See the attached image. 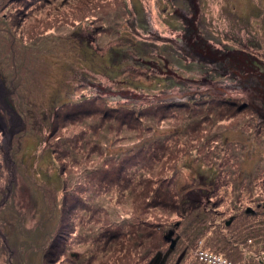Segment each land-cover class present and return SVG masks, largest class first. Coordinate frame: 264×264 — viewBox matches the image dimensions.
<instances>
[{
	"label": "rangeland",
	"instance_id": "1",
	"mask_svg": "<svg viewBox=\"0 0 264 264\" xmlns=\"http://www.w3.org/2000/svg\"><path fill=\"white\" fill-rule=\"evenodd\" d=\"M45 1L36 9L32 5L28 17H24L25 5H6L7 0H0V77L8 92L4 94L3 88L0 93V114L7 132L5 148L0 143V264H117L115 258L119 254L115 250L121 242L101 246L106 240L105 233L97 234L102 226L88 225L85 219L80 220L81 213L77 216L74 207L70 208L74 190L64 191L69 185L65 177L72 179L73 185L78 183L77 188L96 185L97 173L87 174V171L97 166L88 169L84 156L91 154L87 161L90 165L97 153H105V159L119 155L138 140L136 135L151 139L146 145L147 157L140 154L138 160L155 159L151 163L155 167L142 178L135 176V180L146 181L151 186L144 190L142 198L132 195L136 198L133 204L126 197L119 203L115 195H109L113 192L108 193L103 199L110 197V208L118 206L121 213L132 211L131 207L143 209L139 207L140 201L169 175L171 181L176 177L173 181L184 199L187 192L197 189L208 194L213 192L212 196L220 198L231 197L230 193L236 194L231 190L235 185L234 189H239L240 195L246 198L243 205L264 213L260 210H264V132L261 135L254 134L252 129L248 132L245 129L248 120L237 123V115L228 111L222 117L226 107L215 104L216 111L214 108L211 113L215 111L216 120L203 127L209 133L204 135L208 136L206 143L218 141L214 149L209 147V157L202 151L201 155V149L195 146L194 141L201 135L195 132L196 135L186 138L184 146L176 149L177 139L170 134L181 123L175 124L170 118L161 126L154 120L146 122L157 129L151 136L142 133L141 126L128 133L119 132L114 120L102 123L103 98L97 100V96L107 98L108 105L115 106L125 97L145 96L147 93L142 90L166 95L170 92L166 85L180 84L178 78L170 76L174 70L161 77L152 71L154 68L165 70L163 55H167L170 44L162 38L173 39L182 34L187 26L178 12L190 14L192 0H126L130 17L116 9L101 27L91 24V19L73 27L66 25L76 17V11L79 13L84 8L76 7L84 0ZM194 5L198 30L210 45L250 51L249 54L261 61L260 70L264 71V0H194ZM7 31L17 35L5 38ZM27 31L32 32L30 39L25 34ZM174 64L180 68L177 73L181 76L202 80L207 75V68L198 64L182 60ZM208 78L213 79L210 83L214 86L217 73ZM219 86L226 85L219 82ZM211 88L208 86L209 91ZM235 95V99L249 100L244 95ZM189 106L185 103L178 108L175 118L185 122L180 129L190 125L200 129L198 116L185 117ZM130 136L133 138L128 144L125 140ZM92 149L97 151L91 152ZM212 157L218 166L222 164L221 159L225 160L226 167L220 171L218 167L206 166L204 163ZM147 165L151 166L149 162ZM158 166L162 169H157ZM171 181L169 186L160 189L164 195L161 198L169 205L174 197ZM199 205L188 211L184 226L177 230L176 236L181 235L177 249L187 243L186 254L182 257L184 251L174 249V244L167 252L169 257L156 256L150 264H174L176 260V264H202L201 253L214 255L207 249L214 235V238L220 237L218 245L224 249L225 254H215L220 256L221 263L264 264V231L259 233L263 234L260 237L247 240L240 260V251L224 246L223 224L216 227V216L208 218L203 214L208 213L206 205L198 209ZM225 206L223 202L219 209L224 210ZM187 207L184 205L185 210ZM158 210L146 211L148 214L142 220L157 216ZM164 214L152 220H158L161 225L178 221L179 217L171 209ZM124 242L128 244L132 240L125 238ZM173 243L177 241L173 239Z\"/></svg>",
	"mask_w": 264,
	"mask_h": 264
},
{
	"label": "trees",
	"instance_id": "2",
	"mask_svg": "<svg viewBox=\"0 0 264 264\" xmlns=\"http://www.w3.org/2000/svg\"><path fill=\"white\" fill-rule=\"evenodd\" d=\"M43 2L45 3L46 1L7 0L6 5L11 3L25 5L27 8L23 9L22 15L28 17L27 15L32 10L31 6L34 5L33 9H36L37 7L39 8ZM78 4L79 5L76 6L77 8H84H82L79 13L76 11V17L72 19L71 22L66 23L67 26L73 27L77 23L81 24L91 19V24H97L101 27L107 22V16H110L112 12L116 11V9H121L125 13V17H130L126 0H84ZM190 6L192 13L190 12V14L185 15L180 10L178 12L180 13L179 16L182 17L187 26L184 31L182 30V34L173 39L162 38V40H166V42H169L170 44V46H168L170 49H167V55H163L164 61L162 64L165 70L154 68V71H152L155 73V76L161 77L167 75L163 73L174 70V75L170 76L178 78L180 84L177 83V85L170 83V85H166L167 89L170 91L166 95L160 91L153 93L148 90H142L143 93H147L145 96L135 95L132 97H125L120 100L121 103H115V106H109L107 102L108 99L103 96H97V100L103 98L101 99V102L104 105V113L101 117L104 119H101L102 123L107 119L114 120L117 123L116 127L119 132L124 130L128 133H130V130L135 131L141 126L143 127L142 133H146L147 135L150 134V136L152 133H155L157 129L154 130L151 125H146V122L153 120L157 125L161 126L163 122L170 118L175 124L181 123V128L185 122H178V118L175 117L180 111L178 108L185 103H188L191 106H189L190 110H188V116L185 114V117L194 116L196 118L198 116L200 118L198 122L201 124L200 129L199 126L196 128V125H190L188 128L185 127L184 130L179 128L177 131H174L173 134H170V137L172 135L173 138L177 139L175 140V143H177L176 149H180L179 145L184 146L186 138L196 135L194 132L201 134L196 138L197 140L194 141L196 143L195 146H197L199 150L201 149L200 154L202 151V154L207 153L205 154V157H209L211 154L209 151L217 146L216 144L218 141L215 142V140H212L211 142L206 143L208 136L204 137V135L209 133H207L206 130H203V127L206 123L216 120L213 116L216 114V105L226 107L222 117H226L228 111V114L234 116L237 115V123H241L244 119H247L248 124L245 129L248 132L251 129L254 134L258 135H261V133L264 132V71L260 70V66L262 65L261 61L253 54H249L248 52L250 51L227 50L223 49L225 47L219 48L210 45L209 41L198 30V17L196 16L197 8L194 5V0H192ZM69 15L71 16L72 14ZM185 16L188 17L186 18ZM4 23L8 26V22L5 21ZM42 31L44 32V30ZM31 33L32 32L29 31L25 33L27 34V38L30 39V36L32 35ZM5 34V38H14V34L17 35L11 31H7ZM178 59L187 64L190 62L192 64H198L201 67H206L207 75H205L202 80L181 76L177 73V70L180 68L174 64V62L179 61ZM168 63L170 66L167 65ZM170 67L174 68L172 69ZM213 72L217 73L218 78V80L213 81L214 86L210 83L213 79L208 78ZM219 82H224L226 86H219ZM208 86L210 88L212 87L210 91L208 90ZM235 94H241L240 97L244 95L245 99L248 98L249 100L245 101L242 98L235 99L237 96ZM147 96L148 98H146ZM135 101L139 103L137 104ZM237 104H240L242 107L236 106ZM71 106L73 105L71 104ZM214 108L215 111L211 113ZM233 118L234 117L230 118V120ZM144 124L146 126H144ZM195 128L197 130H195ZM135 137H137L138 140L131 143V145L119 155H114L105 159V153L104 155L97 153L94 155L95 157L93 159L96 161L91 160L90 165H88L87 161L91 154H87L89 156L86 157L84 156L85 160L83 161L86 163L88 169H90V166H97V168L92 167V169L87 171V174L97 173L96 185H83L82 187L77 188L79 186L78 183L73 185L72 179H69L68 176H66V170H63V173L66 176V184L69 182L68 187H65L64 191L67 188L74 190L72 192V201H70L69 205L70 208L74 207L73 210L77 216L81 213L80 220L81 218L85 219L88 221V225L93 223L102 226V229L97 232L98 235L102 233L106 234V240L101 246H109V243L113 241L121 242L117 244L118 248L115 250L119 254V258H115V262L117 264H150L156 256L165 255L166 257H169L167 252L174 248V244L176 245V248L174 249L184 251V253H181V256L183 257L187 251V243L186 246L177 249V245L180 246L179 237H181V235L176 236L177 230L179 231V229L184 226L185 215L191 210V208H194L197 203L200 204L198 209L202 204L206 205L205 208L208 213H205L204 211L203 214L208 215V218L216 216V227L223 224V231L226 232V242H224V246L226 248L231 247L234 250L240 251L242 255V259L240 260H243V248L247 247V240L249 239L252 241L264 234V224L262 223L264 213H259L257 212L258 210L255 211L248 208V205H243V201L246 198H244L243 195H240V192H238L239 189H234L235 185L231 190L236 194L230 193L231 197L227 195L224 198H220L218 195L212 196L213 192L208 194V191L205 192L202 189H197L195 192L193 190L187 192L184 199V196L182 197L181 192L176 188V182L173 181L176 177L172 182L168 175L165 176L160 183H156L152 191L150 190L149 195L140 201L139 207L141 206L143 209L137 208L136 210L135 207H131L132 211L128 210L125 211L126 213H121L118 206L115 208L113 205L111 206L112 208H110V197L108 196L107 200L103 199L108 193L113 192L109 195H115L116 199L120 201L119 203H121L126 197V199L132 201L133 204V200L136 198H132V195L138 194L140 198H142L144 196V190L150 185L146 181H139L137 183L135 176L142 178L146 172L150 173V170H153L155 167L151 164L155 159H148L146 161L138 160L140 154L141 156H145V158L147 157L146 149L148 146L146 145L151 139L147 140L148 137H145L144 135H136ZM132 138L133 137L130 136L125 142L129 144V142L132 141ZM133 144L134 146H132ZM151 150L154 152L153 148H151ZM96 151L97 150H91V152ZM156 157L159 156L156 155ZM98 158H101L102 160H99ZM214 160L215 159L212 157L204 164L211 168L218 167L219 170H223L227 165V162H225V160L223 161V159H221L220 163L222 164H219V166ZM83 161L81 162L83 163ZM148 162L151 166L147 165ZM157 169H162V167L158 166ZM170 181L172 182L170 185L174 191V193H172L174 194V197H172V201L171 203L169 202V205L166 203L168 201L165 202V199L163 200L161 198L164 195L160 192V189L161 187L164 188L166 185L169 186ZM90 182H92V180H90ZM161 182H163L164 185ZM70 186L71 188H69ZM137 187L141 189H137ZM75 196H77V198H75ZM102 199L104 201L101 203L100 200ZM223 202L226 204L225 209L220 210L219 207ZM184 205L188 206V210L184 209ZM259 206L260 205L257 207L258 209L261 208ZM152 209H159L156 211L158 212V214L156 213L157 216L150 215L149 220L143 221V215L148 214L147 212ZM168 209H171L173 213L176 212V215L179 217L178 221L169 225H161L158 223V220H152L159 217L161 213L162 215H165L164 212L166 213ZM260 210L264 212L263 209ZM257 215L261 216L258 220L255 219L256 217H259ZM233 227L234 230H231ZM93 231L94 233L96 232V230ZM260 232H263V234H259ZM214 237L215 235L212 237L211 240L213 241L209 246L212 250L210 248L207 249L214 254L220 255L221 253H224V249L218 245V239L220 237ZM125 238H131L132 242L125 244ZM173 239H175L177 243H173ZM164 246H166L165 250L163 249ZM227 255L231 256V254ZM176 261L174 264H176Z\"/></svg>",
	"mask_w": 264,
	"mask_h": 264
},
{
	"label": "built area",
	"instance_id": "3",
	"mask_svg": "<svg viewBox=\"0 0 264 264\" xmlns=\"http://www.w3.org/2000/svg\"><path fill=\"white\" fill-rule=\"evenodd\" d=\"M199 259L202 260V264H226V262L221 263L220 256L210 254L209 252H203L199 255Z\"/></svg>",
	"mask_w": 264,
	"mask_h": 264
},
{
	"label": "flooded vegetation",
	"instance_id": "4",
	"mask_svg": "<svg viewBox=\"0 0 264 264\" xmlns=\"http://www.w3.org/2000/svg\"><path fill=\"white\" fill-rule=\"evenodd\" d=\"M4 88V91H5V89H6V87H4V80L0 77V93H1V89H3ZM7 90V89H6ZM4 94H6V95H8V92L7 91H5L4 92ZM1 109H2V107H1ZM1 111V110H0ZM5 113H6V111H5ZM0 119H2V115L0 114ZM11 121H12V119H11ZM1 124H0V136H1V141H0V143H1V147H4L5 148V142H4V138L6 137V134H7V132H6V125H4V121H3V119H2V121L0 122ZM11 125H13V123L11 122ZM5 128V129H4ZM8 131V130H7ZM10 139V138H9Z\"/></svg>",
	"mask_w": 264,
	"mask_h": 264
}]
</instances>
